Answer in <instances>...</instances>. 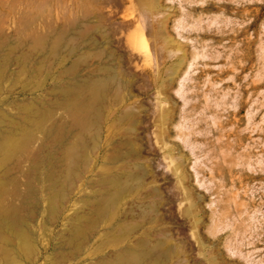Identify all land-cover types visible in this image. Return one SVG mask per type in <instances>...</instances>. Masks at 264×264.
<instances>
[{
    "label": "rangeland",
    "instance_id": "1",
    "mask_svg": "<svg viewBox=\"0 0 264 264\" xmlns=\"http://www.w3.org/2000/svg\"><path fill=\"white\" fill-rule=\"evenodd\" d=\"M0 4V40L6 41H0V53L4 52L0 58L10 46L16 47L12 57L33 52L26 49L31 38L47 35L43 51L35 50L28 62L34 64V56L45 60L43 75L32 80L26 92L21 84L28 73L16 76V86L10 79L4 81L0 109L8 116L4 119L0 113V127L1 120L20 114L15 102L36 96L38 104L53 100L44 91L32 93L33 87L73 81L99 72L104 64L116 68L125 82L119 96L112 89L102 103L98 146L88 149L90 163L80 166L87 172L70 194L63 216L89 211L85 198L96 194L101 175L135 171L140 165L142 187L129 191L111 213L113 220L125 217L123 222L142 224L134 237L122 241L142 235L169 238L174 250L164 264H264V0H0ZM63 25L70 29L64 27L67 31L52 56L47 49ZM69 38L74 41H69L75 47L72 54L64 47ZM75 60H80L76 74L61 72L62 76L60 71ZM13 65L9 72L15 77L18 66ZM57 111L60 121H70L64 110ZM123 112L130 116L121 120ZM133 149L136 153L130 156ZM117 153L124 158L112 162ZM22 178L18 185L22 202L11 195L5 202L12 198L16 205H26L29 194ZM34 185L41 187L36 181ZM44 209V218L30 221V246L14 241L6 253L7 243L0 240V264H49L47 254L64 240L73 220L60 217L49 223L46 205ZM109 227L102 225L87 245V260L79 263L67 256L63 263H88L105 242L119 241Z\"/></svg>",
    "mask_w": 264,
    "mask_h": 264
},
{
    "label": "bare ground",
    "instance_id": "2",
    "mask_svg": "<svg viewBox=\"0 0 264 264\" xmlns=\"http://www.w3.org/2000/svg\"><path fill=\"white\" fill-rule=\"evenodd\" d=\"M16 1L18 2V0ZM11 5L9 7H11ZM5 6L7 7V5ZM28 15L29 14L26 16ZM22 16L24 18V15ZM32 18L31 20L34 21L35 17ZM29 24H31V21H29ZM26 25L27 24H23L24 27H29V25ZM65 26L68 28V25ZM65 26L63 25L62 28ZM24 29L27 30V28ZM65 30V28H59V32L57 31L55 39L53 38V44L51 43L49 47L51 49H47V51L49 50V52H51V55L52 53H56L57 50L55 49L58 48L57 46L61 43L66 33ZM81 30L83 33V29L81 28L79 32ZM73 31H75V29ZM30 34L32 36L34 35L33 33ZM50 34L51 33H49V35ZM82 35L84 36V34ZM92 35L93 34H91V39L94 40L95 38H92ZM20 36L18 35L19 42H21ZM23 36L25 38V34ZM46 36H41L40 33L39 36L32 37L26 49L28 50V48H31L33 52L35 50L39 51V49L42 50L44 48ZM67 39L68 38H66V40ZM2 40L6 42L3 38L0 41ZM69 41L70 43L72 42L71 39L68 40V42H66V44H68H65L64 47H68L69 52H67L72 54L75 52V47H72L73 45L70 46ZM87 41L89 43V40ZM96 42L97 40L95 39V43ZM17 43L18 42H16V44ZM21 44L22 43H19L18 46H21ZM1 46L2 45H0V48ZM15 51L16 47L10 46L9 51L6 50L5 55H2L0 58V94L4 91L3 84H5V80H12V85L14 84V86H16V80L20 78V75L23 76L28 73L27 81L21 84V91L26 92L29 83L37 78V76L43 75L44 73L43 67L45 60L43 61L42 58L36 59V56H34V64L30 65L28 62L33 52L29 53L25 50V52L19 54L20 51L12 57L11 54ZM1 53L4 52L2 51ZM44 55L46 57L47 54ZM79 61H73L68 68L66 67L64 71L61 70L60 74L61 72L66 75L76 74ZM13 64H17L18 66L15 77L12 75L13 72H9V65ZM112 68L113 67L110 65L104 64L101 66L99 72L94 71L86 74V76L82 78H74L73 81H63V83L54 84L52 87L46 89H42L40 86L33 87L32 93L44 91V96L50 95L53 100L51 102L46 101L48 105H44V102H39V104L36 103L37 100L40 101L37 99V96L36 98L33 97L34 100L29 99L28 102L25 99L26 102L24 103L22 101L21 103L20 101L17 103V101L15 102L17 106H15V108L19 109L20 114L18 113L17 116L6 118V121L1 120V123H4V126H2L4 129L0 127V240L7 243L6 249L4 248L5 245L2 246L6 253L8 252V245H10L9 251L13 249L11 247L14 241L27 247L30 246L33 239V233L31 228H29L30 221L33 219L37 220L39 216L43 215L42 213L45 211V205L49 216L46 220L47 222H55L60 219V217L73 220L72 224H67L71 227L68 228L64 240L61 243L54 244V246L51 245L52 250L47 254L51 258L49 264H61L60 262L62 260L68 259L66 258L67 256L69 259L71 258L70 260L75 259L79 263H81L80 261L87 260V258L84 257L85 248L91 243V240L99 234L100 227L102 225L106 227L109 224H111V227H109L108 232L111 230L116 231L121 239L118 238L119 241L112 239L111 241L108 240L105 242L104 244H106V247H114L112 251H105L106 247L103 250L100 249L97 256L88 263L86 262L87 264H164L174 250L173 245L170 244L169 238L163 236L152 239L149 235H142L140 237L136 236L132 242L122 241L123 239L128 240L134 237L142 224L133 221L123 222L126 219L125 217H121L117 220H113L111 217L113 209L126 197L127 193L142 185L143 176L141 172L143 171H141L140 168L142 167H139L140 165L135 166V169L137 167L135 171L101 175L96 183V185L99 186L96 194L85 198L89 211L85 214H77L76 217L75 215L74 217L71 215L72 218H69L67 215L63 216L64 212L69 210L68 203L71 201L70 194H72L78 186L82 185V182L80 183L81 185H79V182L83 174L87 172L82 171L80 166H82V164L88 165V161L90 163L91 157L89 160L88 149H95V147L98 146L97 138H99V131L103 119L102 103L105 102L112 89H114L116 95H118L121 90L120 88L125 84L119 75V71H116L115 67V69ZM52 73L50 75H52V80L55 81L57 75ZM48 76L49 73L46 72L44 75L45 81L48 79ZM15 104L13 103V105ZM58 109L64 110L69 115V122L66 121L65 123L60 121L61 118L60 120L58 119L59 117L57 118L56 114ZM2 111L4 112V110ZM2 111L0 109V113ZM4 116L7 117L8 115H3V118ZM129 116L130 114L123 112L120 113L118 118L124 120ZM88 139L92 141V145H89L90 141L88 143ZM38 142V145H34ZM133 150L130 152V156L135 155L136 152ZM123 158L122 154L117 153L113 154L110 160L112 162H117ZM11 162H13L12 165H10ZM26 162L28 166L25 165L27 170H24L25 167L23 166ZM83 170H87V168L85 167ZM13 171H19V173L14 174ZM19 177L20 179L22 177L24 179L26 178L24 184L28 191L27 195L29 194L23 201L26 205L21 204L22 206H20V204L16 205L15 202H11V200L18 198L17 196L20 197L19 190L21 191V189L18 185H21V180H19ZM35 181L37 185L40 184L41 187L35 189ZM9 184L13 186L12 190H9L11 189L8 187ZM38 189L44 193V197L41 195L43 197L41 199L44 201V208L41 206L42 200L38 197ZM8 195H11L9 197L14 199L10 198V200H8L10 202H5ZM22 207L26 210V215L24 214V216L21 213V211H23ZM143 210L144 209H142V211ZM145 211L148 213L147 210ZM141 215V217L144 218L146 214L142 213ZM42 218H44V215ZM1 241L0 245L2 243ZM65 251L68 254H65ZM62 264H64L63 261Z\"/></svg>",
    "mask_w": 264,
    "mask_h": 264
}]
</instances>
